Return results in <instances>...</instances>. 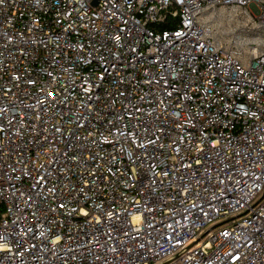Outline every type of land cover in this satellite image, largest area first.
Wrapping results in <instances>:
<instances>
[{
  "label": "built area",
  "instance_id": "1",
  "mask_svg": "<svg viewBox=\"0 0 264 264\" xmlns=\"http://www.w3.org/2000/svg\"><path fill=\"white\" fill-rule=\"evenodd\" d=\"M0 264H264V0H0Z\"/></svg>",
  "mask_w": 264,
  "mask_h": 264
},
{
  "label": "rangeland",
  "instance_id": "2",
  "mask_svg": "<svg viewBox=\"0 0 264 264\" xmlns=\"http://www.w3.org/2000/svg\"><path fill=\"white\" fill-rule=\"evenodd\" d=\"M208 19L212 20V14H204ZM219 18H213L219 23L225 24L226 27H223V32L221 34L222 40L231 48L241 49L245 48L246 41H249L251 38L255 37L256 32L252 28L245 24L242 18H235L232 21H228V15L226 11L219 10ZM247 49V48H246ZM245 49V50H246ZM211 226V225H210ZM209 227V226H208Z\"/></svg>",
  "mask_w": 264,
  "mask_h": 264
},
{
  "label": "trees",
  "instance_id": "3",
  "mask_svg": "<svg viewBox=\"0 0 264 264\" xmlns=\"http://www.w3.org/2000/svg\"><path fill=\"white\" fill-rule=\"evenodd\" d=\"M178 25V19L177 18H172L168 17L164 23L157 24L155 25L157 28L165 29V28H170L174 29Z\"/></svg>",
  "mask_w": 264,
  "mask_h": 264
}]
</instances>
